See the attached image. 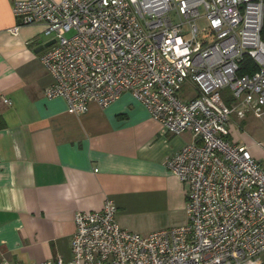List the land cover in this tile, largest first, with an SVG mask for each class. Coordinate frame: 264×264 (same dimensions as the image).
<instances>
[{
    "label": "built area",
    "instance_id": "obj_1",
    "mask_svg": "<svg viewBox=\"0 0 264 264\" xmlns=\"http://www.w3.org/2000/svg\"><path fill=\"white\" fill-rule=\"evenodd\" d=\"M12 15L55 41L39 57L46 99L82 115L127 93L193 137L166 161L186 187L184 225L141 236L107 199L75 213L68 261L27 264H262L264 168L228 125L248 111L264 121V0H18ZM244 58L254 72L240 74Z\"/></svg>",
    "mask_w": 264,
    "mask_h": 264
},
{
    "label": "crops",
    "instance_id": "obj_2",
    "mask_svg": "<svg viewBox=\"0 0 264 264\" xmlns=\"http://www.w3.org/2000/svg\"><path fill=\"white\" fill-rule=\"evenodd\" d=\"M15 1L0 0V260L68 261L75 213L107 199L141 236L184 225L186 187L166 161L192 135L167 131L127 93L82 115L46 99L39 48L51 39L42 23L18 25Z\"/></svg>",
    "mask_w": 264,
    "mask_h": 264
},
{
    "label": "rangeland",
    "instance_id": "obj_3",
    "mask_svg": "<svg viewBox=\"0 0 264 264\" xmlns=\"http://www.w3.org/2000/svg\"><path fill=\"white\" fill-rule=\"evenodd\" d=\"M68 33L67 36H70ZM49 39V38H47ZM187 93L183 91V96ZM229 139L246 147L264 168V121L248 111L243 119L232 114L228 125Z\"/></svg>",
    "mask_w": 264,
    "mask_h": 264
},
{
    "label": "trees",
    "instance_id": "obj_4",
    "mask_svg": "<svg viewBox=\"0 0 264 264\" xmlns=\"http://www.w3.org/2000/svg\"><path fill=\"white\" fill-rule=\"evenodd\" d=\"M255 70H256V68L253 65V63L251 62V60L249 58H244L242 66H241L240 74H244L246 72L251 73V72H254Z\"/></svg>",
    "mask_w": 264,
    "mask_h": 264
},
{
    "label": "water",
    "instance_id": "obj_5",
    "mask_svg": "<svg viewBox=\"0 0 264 264\" xmlns=\"http://www.w3.org/2000/svg\"><path fill=\"white\" fill-rule=\"evenodd\" d=\"M55 41L52 39L51 41H49L48 43L42 45L39 49H43V48H47L49 46H51Z\"/></svg>",
    "mask_w": 264,
    "mask_h": 264
}]
</instances>
